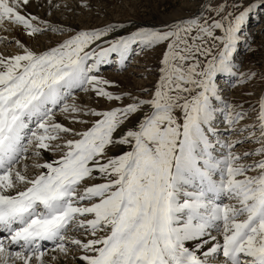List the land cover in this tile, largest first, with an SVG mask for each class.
<instances>
[{"label":"snow or ice","instance_id":"obj_1","mask_svg":"<svg viewBox=\"0 0 264 264\" xmlns=\"http://www.w3.org/2000/svg\"><path fill=\"white\" fill-rule=\"evenodd\" d=\"M193 4L77 27L53 17L95 0H0V30L50 45L0 36V264H264V71L238 60L264 0ZM148 53L152 83L106 77Z\"/></svg>","mask_w":264,"mask_h":264},{"label":"rangeland","instance_id":"obj_2","mask_svg":"<svg viewBox=\"0 0 264 264\" xmlns=\"http://www.w3.org/2000/svg\"><path fill=\"white\" fill-rule=\"evenodd\" d=\"M102 1L103 0H97V1L95 0L96 7L93 8V11L90 14L83 13L86 14L85 16L87 17V19L90 16L94 18L96 17L102 19L104 17L102 14L105 11H109L116 14L117 20L131 19L136 24L156 25L177 19L181 16H184L196 10L195 4L188 7H182L181 4L184 2V0H104L105 2ZM76 2L77 0L69 1V3L73 5H75ZM246 2H250V0H246ZM110 5H114V6H110ZM100 12H102V14ZM68 20H74V19L69 17ZM246 32L248 34V38L252 45V48L255 49V51L249 52L247 47L244 45H242L238 49V60L242 64L241 70L247 71L251 69L252 71H256V72L264 71V8L258 9L254 14L250 16L246 26ZM56 39L57 38L55 36L52 37L53 41H55ZM32 46L34 47L38 46L40 48H43V45L40 44V41L33 42ZM10 48L12 49L9 50L8 47V52L16 51L14 47H10ZM157 55L158 53L157 54L148 53L145 56L138 57L137 58L138 62L134 64L131 69L140 70V72L147 74L145 73V69L155 64ZM129 71L130 69L127 72ZM105 72L107 78L117 81L122 85H126V86L131 85L129 83L125 84L121 80L124 79L121 76L125 75L127 72L123 74H117L111 68V66H106ZM144 81L147 84H150L153 82V78L150 76L149 79ZM255 83H256L255 91L258 93L260 90V85L259 82H255ZM143 86H145V84H143ZM245 91H246L245 88L237 87L230 91V96L234 100H244L249 102L254 101L256 99V96L243 95ZM83 99L86 100L87 98L83 97ZM58 119H62V117H59ZM114 151L112 150L111 154L113 155L118 154L120 150L114 149Z\"/></svg>","mask_w":264,"mask_h":264},{"label":"bare ground","instance_id":"obj_3","mask_svg":"<svg viewBox=\"0 0 264 264\" xmlns=\"http://www.w3.org/2000/svg\"><path fill=\"white\" fill-rule=\"evenodd\" d=\"M70 1V0H69ZM97 1V0H96ZM73 2V1H72ZM102 2H105L104 0ZM76 4V3H75ZM30 11L32 12H37V9L33 8V9H30ZM102 14V12H100ZM38 14L40 16H45V11H39ZM90 14V13H89ZM86 14H83L81 15L76 21L74 20H64L63 17L59 16V14L57 13L53 19H58L61 23H64V24H73L77 27L79 26H84L85 24L87 25H93V26H101L103 24H106L108 23L109 21H120V20H117V16L115 13L113 12H109V11H105L102 15L104 16L102 19L100 18H94V17H87L85 16ZM89 16V15H88ZM69 17L71 18V14H69ZM0 36H8L9 38H19L21 39L22 41L26 42V43H29L32 45L33 42L35 41H40V44L43 45V48L44 47H47V46H50L49 45V41H48V38L47 37H40L36 38L35 41L33 40H29L26 36L20 34L19 32H16V31H13V32H9V33H5L3 32L2 30H0ZM55 39V38H54ZM34 47V46H33ZM35 47H38V46H35ZM12 48L9 47V50H11ZM14 50V49H13ZM0 51H7L8 52V48H6L5 50V45L3 43H0ZM10 52V51H9ZM138 67V66H137ZM142 69V68H140ZM105 70H106V67H105ZM104 70V71H105ZM106 73V72H105ZM142 72H140V70H132L130 69L129 72H127L125 75L121 76L122 78L124 79H121V78H118V79H121L125 84L129 83L131 84L132 86H136V87H142L143 84L147 85V83L140 79V75H141ZM150 83V82H148ZM59 117H57L58 119ZM66 122V121H65ZM67 123V122H66ZM114 151V150H113ZM115 152V151H114ZM119 154V153H118Z\"/></svg>","mask_w":264,"mask_h":264}]
</instances>
